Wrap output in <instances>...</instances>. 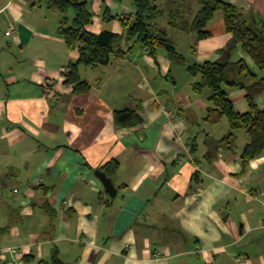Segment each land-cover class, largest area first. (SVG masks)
<instances>
[{"label": "crops", "instance_id": "1", "mask_svg": "<svg viewBox=\"0 0 264 264\" xmlns=\"http://www.w3.org/2000/svg\"><path fill=\"white\" fill-rule=\"evenodd\" d=\"M51 1L0 0V246H27L25 264H52L55 251L63 264H264V153L242 163L243 129L235 151L207 157L209 138L225 136L229 122L204 120L210 90L196 94L199 76L187 69L219 61L232 46L228 62L242 59L263 77L243 44L235 45L224 13L200 37L192 29L199 0H157L158 27L187 66L165 49L154 57L123 40L124 56L80 66L91 85L80 92L66 82L80 51L68 48ZM89 1L92 33H123L107 10L137 12L133 0ZM222 1L264 16V0ZM242 81L226 86L236 112L249 109L243 85L250 81ZM256 102L264 109V93ZM127 108L143 121L117 125L115 111ZM111 160L119 162L115 197L96 175Z\"/></svg>", "mask_w": 264, "mask_h": 264}, {"label": "trees", "instance_id": "2", "mask_svg": "<svg viewBox=\"0 0 264 264\" xmlns=\"http://www.w3.org/2000/svg\"><path fill=\"white\" fill-rule=\"evenodd\" d=\"M124 1V0H117ZM137 9L135 18L108 14L110 20L120 19L124 31L117 34L111 30L101 33H92L87 26L94 20V12L91 10L89 0H52L50 7L61 12V27L59 32L63 35L69 49L78 48L80 58L71 64L66 72L67 83L74 84L75 90L89 92L91 85L82 81L79 76L81 65L98 67L108 64L112 56L125 55L119 43H138L148 49L150 54L157 56L161 49H165L168 58L178 66H187L186 56L179 51L173 40L167 33L160 29L157 18L163 11L157 4V0H133ZM200 9L195 17L192 29L198 30L200 37L208 36L203 29L214 18L217 11L224 13L226 30L233 33L235 45L243 44V49L248 52L257 67L264 74V16L246 14L232 3L222 0H199ZM229 49L222 51V57L217 62H205L203 65L193 64L187 67L193 76L199 79L193 83V91L196 94L210 90L209 102L204 120L211 124L220 122L226 118L229 122V132L220 139L209 138L210 147L207 157H211L215 150L227 148L236 150L239 130H246L248 141L241 150V160L246 165L250 160L264 153V109L259 108L256 102L258 95L264 93V75L258 78L244 60L237 63H229L227 56ZM250 81L246 98L249 109L246 112H236L232 102L228 99L226 86H241L242 80ZM116 124L123 127L134 126L143 121L139 110L122 109L115 111ZM196 145L193 148L196 150ZM109 176H113L119 170L118 160H111L101 167ZM28 255L25 256V262ZM52 264H63L55 251Z\"/></svg>", "mask_w": 264, "mask_h": 264}, {"label": "built area", "instance_id": "3", "mask_svg": "<svg viewBox=\"0 0 264 264\" xmlns=\"http://www.w3.org/2000/svg\"><path fill=\"white\" fill-rule=\"evenodd\" d=\"M15 32V25H12L7 34L10 35ZM261 193L259 192L258 195ZM264 225V224H263ZM28 250L25 245H15V246H0V262H9L10 264H25V256L27 255ZM241 260H244V256L240 257Z\"/></svg>", "mask_w": 264, "mask_h": 264}, {"label": "water", "instance_id": "4", "mask_svg": "<svg viewBox=\"0 0 264 264\" xmlns=\"http://www.w3.org/2000/svg\"><path fill=\"white\" fill-rule=\"evenodd\" d=\"M96 175L101 179V181L103 182L106 191L108 192V194L112 197H115V195L117 194V188L116 185L114 183V180L111 176H109L105 171H103L102 169H97L96 170ZM242 227V226H241Z\"/></svg>", "mask_w": 264, "mask_h": 264}, {"label": "rangeland", "instance_id": "5", "mask_svg": "<svg viewBox=\"0 0 264 264\" xmlns=\"http://www.w3.org/2000/svg\"><path fill=\"white\" fill-rule=\"evenodd\" d=\"M243 131V130H242ZM245 131V130H244ZM246 132V131H245Z\"/></svg>", "mask_w": 264, "mask_h": 264}]
</instances>
